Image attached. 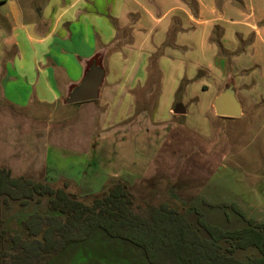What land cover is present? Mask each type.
<instances>
[{
	"label": "crops",
	"instance_id": "obj_1",
	"mask_svg": "<svg viewBox=\"0 0 264 264\" xmlns=\"http://www.w3.org/2000/svg\"><path fill=\"white\" fill-rule=\"evenodd\" d=\"M37 16L0 33V168L82 194L119 177L140 200L193 203L225 231L246 223L225 229L242 219L219 204L264 223V175L236 159L250 146L240 123L264 111V0H46ZM94 58L97 97L69 103ZM224 92L239 116L217 115ZM184 216L197 228L194 209ZM85 242L93 264L115 262L117 242Z\"/></svg>",
	"mask_w": 264,
	"mask_h": 264
},
{
	"label": "trees",
	"instance_id": "obj_2",
	"mask_svg": "<svg viewBox=\"0 0 264 264\" xmlns=\"http://www.w3.org/2000/svg\"><path fill=\"white\" fill-rule=\"evenodd\" d=\"M99 64L97 58L92 59L87 71ZM31 202L39 206L44 202V209L35 207L18 217L12 230L0 227V264H50L71 245L97 232L137 247L147 264H264V223L247 218L235 204L217 207L231 208L246 226L225 231L207 224L193 203L175 207L166 201L140 200L119 177L108 178L97 192L82 194L67 179L34 181L12 177L8 169L0 168V210ZM188 208L197 214V228L184 216ZM221 241L228 243L225 249ZM248 247L256 248L258 257L242 261L234 256Z\"/></svg>",
	"mask_w": 264,
	"mask_h": 264
},
{
	"label": "rangeland",
	"instance_id": "obj_3",
	"mask_svg": "<svg viewBox=\"0 0 264 264\" xmlns=\"http://www.w3.org/2000/svg\"><path fill=\"white\" fill-rule=\"evenodd\" d=\"M45 3L46 0H0V33L7 36L11 26L24 22L27 23L32 20L39 21L41 18L37 16L38 9ZM5 16L9 17V21L4 19ZM257 115L258 113H251L240 123V129L248 131L247 136L250 146L245 151L247 156L238 155L236 157L244 169L253 175L254 181H256L258 176L264 175V164H262L264 163V143H262L264 142V111H262L260 117ZM247 157L249 161L245 162L244 160ZM44 205V202L42 206H39V202H31V204L26 207L10 204L9 208L4 207L0 210V227L2 226L12 230L17 226L16 222L18 217L29 213V211L31 212L32 208L35 207L42 210L44 209L42 208ZM242 224H245V222L240 219L236 222L234 220H229L228 224L224 223L223 227L232 230L241 227ZM199 231L203 232L201 229ZM111 241L117 242L120 246L117 249L115 247L107 249L110 253L108 257L115 261H112L113 264H147L141 250L137 247L120 240ZM85 244L86 242L71 245L68 249L59 254L53 262H56V264H93L89 261V253ZM227 246L228 243H223L224 249ZM255 254V252L249 250L241 253L240 257L244 258Z\"/></svg>",
	"mask_w": 264,
	"mask_h": 264
},
{
	"label": "water",
	"instance_id": "obj_4",
	"mask_svg": "<svg viewBox=\"0 0 264 264\" xmlns=\"http://www.w3.org/2000/svg\"><path fill=\"white\" fill-rule=\"evenodd\" d=\"M103 76V71L96 65L91 66L80 86L68 98L69 103L90 101L97 97V89ZM217 115L237 117L241 113L239 103L229 92H224L215 100Z\"/></svg>",
	"mask_w": 264,
	"mask_h": 264
}]
</instances>
